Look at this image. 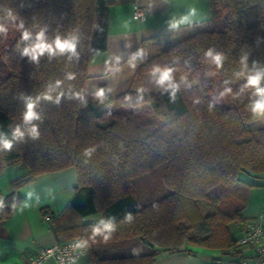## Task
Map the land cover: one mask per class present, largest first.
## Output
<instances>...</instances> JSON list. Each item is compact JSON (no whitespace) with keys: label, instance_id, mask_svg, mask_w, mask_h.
I'll use <instances>...</instances> for the list:
<instances>
[{"label":"trees","instance_id":"obj_1","mask_svg":"<svg viewBox=\"0 0 264 264\" xmlns=\"http://www.w3.org/2000/svg\"><path fill=\"white\" fill-rule=\"evenodd\" d=\"M115 1L0 0V173L26 169L1 197L0 220L12 214L20 186L73 167L71 206L101 211L113 225L110 233L101 223L82 225L78 238L92 264H155L160 251H178L184 240L227 252L234 244L228 224L245 221L250 178L264 176V126L251 128L264 116L251 112L253 89L245 87L247 75L264 69V0H208V26L140 58L138 71L167 67L177 82L187 77L191 87L181 84L175 99L163 90L113 95L88 74L90 52L106 49ZM41 31L47 43L75 37V55H23ZM209 49L223 56L221 68ZM91 82L106 90L103 100L86 93ZM225 88L231 92L209 108ZM28 98L39 116L31 122ZM17 128L22 138L13 135ZM96 227L102 232L93 237Z\"/></svg>","mask_w":264,"mask_h":264},{"label":"crops","instance_id":"obj_2","mask_svg":"<svg viewBox=\"0 0 264 264\" xmlns=\"http://www.w3.org/2000/svg\"><path fill=\"white\" fill-rule=\"evenodd\" d=\"M136 3L145 12L141 19L133 17ZM209 20L208 0H116L108 12L106 49L90 52L87 72L112 90L115 83L122 82L124 71L142 56L165 40H179L208 26ZM97 90L92 82L86 86L87 94L95 96ZM25 171L10 165L0 173V199L13 191V181ZM250 182L254 186L242 216L245 220L260 218L264 225V176L250 178ZM76 186L75 169L69 167L40 174L18 188L19 198L12 214L0 220V264H24L40 247L78 238L84 224H100L101 211L83 214L71 206ZM228 230L234 244L227 252L184 240L178 251H160L155 264H236L253 258L254 246L238 243L241 221L230 222ZM44 264L58 263L50 260ZM68 264L92 263L86 255Z\"/></svg>","mask_w":264,"mask_h":264},{"label":"clouds","instance_id":"obj_3","mask_svg":"<svg viewBox=\"0 0 264 264\" xmlns=\"http://www.w3.org/2000/svg\"><path fill=\"white\" fill-rule=\"evenodd\" d=\"M194 14V10H193ZM185 20L187 17L184 18ZM173 27L176 25L173 24ZM0 31H5L3 27H0ZM30 39V34L28 32H24L22 35V40H29ZM75 50H76V38L75 37H70L66 39H61L59 36L56 37L53 43H47L46 42V37L43 31L39 32L36 37H35V43L30 45L29 47H26L23 50V55L29 56L31 60L36 61L38 58L45 53L49 55V57H52L53 55L56 54H64L65 52L72 53L75 55ZM207 57H210L212 62L216 65L217 69L222 67L223 64V56L219 53L213 54V51L211 49L208 50L206 53ZM246 57L242 59L241 63L244 64L245 67H247L246 63ZM175 69L172 68H160V67H154L151 70V75L154 78L155 84L161 88L163 91L168 92L170 97L175 99L176 93L179 91L181 84H185L188 87H191L190 84L187 82V77L186 76H181L180 81L177 82L174 78V73ZM237 75H244L243 72L238 73ZM69 79H73V76H69ZM264 80V69H260L255 71L253 74L247 75V83L245 84V87L253 89L252 92V101L250 104V110L254 115L257 116H264V86H262L261 81ZM227 83V82H226ZM59 85V81L57 82V86ZM110 91V89L108 90ZM138 91L143 92V89H139ZM105 92L106 90L101 88L98 89L97 92L95 93V96L98 99L103 100L105 98ZM231 92L230 88H225L223 92L220 93L219 97H214L213 100L209 103V108L212 107L213 104L219 103V101L228 93ZM79 96V94H77ZM81 100L83 97H79ZM142 99V97H140ZM44 99L51 100L52 97L50 95H46ZM56 102H59V97H57ZM194 103H200L199 98H197ZM36 106V102L32 101L31 98H28V102L26 105V112L24 113V120L25 122H31L32 120H37L39 119L38 114L34 111V108ZM13 135L17 138H22L24 136V133L21 132L19 128L15 130ZM29 135L33 138L36 139L39 136V132L37 130V127L33 125V127L29 130ZM3 147L5 149H11L12 148V143L10 141L5 140L3 142ZM92 149H87L86 154L90 153ZM0 205H2V202H0ZM101 224H103V231L110 233L113 231V225L111 223V219L108 221H105L101 219L100 221ZM102 232V229L99 227H96L93 229V237L95 235H98ZM104 239L107 240L108 236L105 235ZM75 247L77 249L82 248V247H87V241L86 240H81L79 241Z\"/></svg>","mask_w":264,"mask_h":264},{"label":"built area","instance_id":"obj_4","mask_svg":"<svg viewBox=\"0 0 264 264\" xmlns=\"http://www.w3.org/2000/svg\"><path fill=\"white\" fill-rule=\"evenodd\" d=\"M132 13L135 19H141L145 15L138 3L134 5ZM81 240L72 238L42 246L34 254L29 255L24 264H44L50 260L58 264L73 263L76 259L87 255L86 247L79 249L75 247ZM238 243L253 245L255 255L253 258L242 259L236 264H264V225L260 218L241 222V237Z\"/></svg>","mask_w":264,"mask_h":264},{"label":"rangeland","instance_id":"obj_5","mask_svg":"<svg viewBox=\"0 0 264 264\" xmlns=\"http://www.w3.org/2000/svg\"><path fill=\"white\" fill-rule=\"evenodd\" d=\"M170 40L169 39L165 40L163 42L164 45L162 44L156 50H153L152 52H149L145 55L155 54L158 51L162 50L164 47H166L168 45V43L171 44L174 41H176V39H174V38H170ZM140 64L141 63L139 60L134 65H132L131 67L127 68L124 71L122 82L119 81L118 83H115L114 88L111 90L113 95H116V94H118L122 91H125V90H137L138 91L139 89H143V91H152V92H158V91L162 90L161 88H159L155 84L154 78L151 75V70L150 71H144V72L138 71V67ZM260 126H264V117L261 119H258L257 121H255L251 124V128L254 130ZM17 166L19 168L22 167L19 165H17ZM10 171H13V170H10ZM200 209H201L202 213H204V211L206 209L205 205L201 204Z\"/></svg>","mask_w":264,"mask_h":264}]
</instances>
